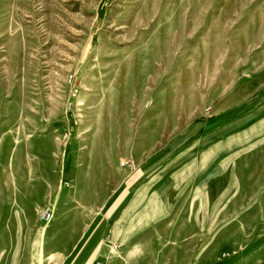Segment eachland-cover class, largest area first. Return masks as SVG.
I'll return each instance as SVG.
<instances>
[{
  "label": "rangeland",
  "instance_id": "obj_1",
  "mask_svg": "<svg viewBox=\"0 0 264 264\" xmlns=\"http://www.w3.org/2000/svg\"><path fill=\"white\" fill-rule=\"evenodd\" d=\"M209 156L214 187L228 159L264 188V0H0V251L69 229L109 245L136 193L153 210L112 239L147 247L129 264H176L159 197Z\"/></svg>",
  "mask_w": 264,
  "mask_h": 264
},
{
  "label": "crops",
  "instance_id": "obj_2",
  "mask_svg": "<svg viewBox=\"0 0 264 264\" xmlns=\"http://www.w3.org/2000/svg\"><path fill=\"white\" fill-rule=\"evenodd\" d=\"M214 157L209 156V160L205 161L209 165L203 176L196 178L198 181L190 186L183 183L179 190H174L173 197H159L162 202L156 218L168 223L165 232L169 233V240L175 244L176 264H264V201L260 200L263 185L261 181L254 185L252 181L247 183L244 180L254 179L253 171H248V176L243 179L237 177L234 163L225 159L218 162L232 163L229 167L231 172H227L223 185L214 187L211 180L218 179L214 175L228 168L221 170L222 165H211ZM259 179H264V170L259 174ZM135 196L136 193L113 219L109 245L104 244L99 231L82 238L85 229H69L62 230V233L28 236L30 240L23 237L22 240L17 239L16 243L28 242L29 245L24 247L27 249L16 245L12 251H0V259H5V264H99L107 256L123 255L125 263L129 264L133 257L144 258L149 255L147 247L134 249L135 245L128 235L123 244L119 237L112 239V235L115 237L122 231L124 220L127 221L129 212L133 211L134 204L139 200ZM120 200L122 197L117 196L113 202ZM146 204L141 203L139 210L151 212L153 209L147 208ZM134 217L139 219V223L142 222L141 217L144 219L140 213ZM152 221L153 218L142 229L148 228ZM133 222L129 224L130 227ZM79 243L82 249L74 251ZM118 243L119 248L115 245L113 251L112 245Z\"/></svg>",
  "mask_w": 264,
  "mask_h": 264
},
{
  "label": "built area",
  "instance_id": "obj_3",
  "mask_svg": "<svg viewBox=\"0 0 264 264\" xmlns=\"http://www.w3.org/2000/svg\"><path fill=\"white\" fill-rule=\"evenodd\" d=\"M40 217L44 220V221H48L51 217V209L50 208H45L44 210L40 211ZM193 264V263H190Z\"/></svg>",
  "mask_w": 264,
  "mask_h": 264
}]
</instances>
